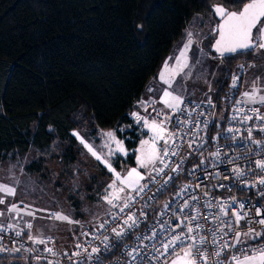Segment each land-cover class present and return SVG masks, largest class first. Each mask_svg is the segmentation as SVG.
Here are the masks:
<instances>
[{
	"label": "snow or ice",
	"instance_id": "6c2138e0",
	"mask_svg": "<svg viewBox=\"0 0 264 264\" xmlns=\"http://www.w3.org/2000/svg\"><path fill=\"white\" fill-rule=\"evenodd\" d=\"M213 10L221 19V23L214 30L219 37L212 45L214 51L219 54L218 57H213L214 59H223L225 54L234 56L237 53L240 55L262 53L264 0H248L239 11H229L222 5H214ZM194 43L197 41L189 32L187 42L179 55L174 58V65L167 63L164 65L159 81L167 87L163 89L160 100L138 101V104L143 105L145 113L151 108L156 116L149 119L148 116H142L138 112L132 113L136 125L151 133L148 139L140 141V147L136 150L138 168H131L121 174L113 167L114 156L128 154L124 141L118 139L114 131L103 133L104 141L99 152L91 143L80 137L79 133H74L88 153L113 174L112 181L104 188V195L101 197L110 206L106 213L109 219L94 223L92 231H80L79 235L85 240L80 242L77 238L75 249L69 254L67 251L60 252L49 246L55 245L54 237L45 236L40 231L33 233L31 221H25L23 227L16 223L15 221L23 219V216H31L35 219L36 213L27 205L21 208L18 204L12 203L7 208V214L12 222L0 223V241L4 239L3 234L8 232L19 238L27 231V242L34 247L26 248L23 243L17 246V241L13 240V246L9 248L0 242V254L11 255L21 252L34 254L32 259L36 264H41V261L45 264H63L64 259H67L69 264H104L105 257L113 249H124L125 255L130 258L128 264H209L210 256L213 257L211 264H264V240L261 239L264 237V229L251 227L252 224L264 226V218L257 220L250 216L252 207L256 209L255 216H262L261 209L264 208V202L252 205L251 201H237L235 197L224 200L204 190L202 196L190 195L188 199H183L189 189L195 191L201 188L199 183L193 185L189 182L175 193V196L183 201L178 210L171 208L173 201L165 203L162 208H153L150 203L156 199L157 193L164 195L169 191L170 182L174 184L183 172L188 156L193 153L201 157L204 155L201 150L207 140L201 132L206 134L210 121L199 119L204 115L200 109L204 103L212 108H215V105L210 96L206 101L199 103L192 99L185 103V80L191 79L195 66L202 64L200 55L202 49L198 47L192 56L189 55ZM250 66L254 67V65ZM239 68L243 70L245 65H240ZM177 77H181V81L173 88ZM259 79L257 77L253 81L249 90L239 93L240 76L234 74L230 77V88L236 90L239 95L232 109L236 115L230 117V123L237 122L246 127L242 131L240 128L229 126L223 133V138L227 141L236 142L240 138L241 146L245 149L243 155H233L227 161L228 164L233 165L229 172L235 182L233 185H228L229 188L235 187L236 184L244 189L256 188L257 185L264 186V158H255L264 154V140L254 139L253 135L254 132L264 134V112L261 111L264 107V84H260ZM155 90L154 87L147 89L150 93ZM205 95L207 96V93ZM229 95H232L231 91ZM158 102L164 106L162 109L154 107ZM236 105L243 106L236 107ZM173 117L175 124L170 127ZM250 123L252 126L248 127ZM244 132L246 136L243 135ZM221 138L222 134L217 132V135L211 139ZM184 145L191 152L182 154L180 149ZM253 145L256 146V151L252 150ZM209 156L212 159L206 161L201 158L189 172V176L194 175L195 169L202 165L216 167L222 158L219 148L209 153ZM173 157L177 159L174 161ZM238 161L246 163H237ZM140 169L145 171L141 172ZM205 173L208 178L214 177L216 180L230 178L228 175L209 173L207 167ZM250 173L254 174L252 180H249ZM149 185H158V187L156 193L145 199L146 193L151 192ZM218 187L224 188L226 185L221 183ZM0 193H3V196H0V204H5V197H14L16 188L0 183ZM257 194L264 197V187H260ZM202 208L204 211H201ZM112 209L116 211L113 212ZM170 210L171 215H169ZM149 212L152 213L155 221L152 225L147 223ZM5 215L6 212L0 211V217ZM48 218L80 225V221H74L62 212H51ZM201 220L212 226L205 228V224L200 223ZM242 221L248 225L247 231L240 230L239 225ZM141 225L146 229L142 234ZM208 233L211 234V238ZM129 240L133 241L134 246H128ZM95 241H99V244L94 243ZM249 241H259V243L254 244ZM40 245L44 247L41 249Z\"/></svg>",
	"mask_w": 264,
	"mask_h": 264
},
{
	"label": "trees",
	"instance_id": "16d2710c",
	"mask_svg": "<svg viewBox=\"0 0 264 264\" xmlns=\"http://www.w3.org/2000/svg\"><path fill=\"white\" fill-rule=\"evenodd\" d=\"M247 1L0 0V162L33 149L45 156L68 140L62 161L74 162L73 132L83 126H127L118 134L130 144L128 133L138 138L132 113L193 16ZM258 60L225 55L212 97L222 96L239 64ZM21 257L0 255V264L35 261Z\"/></svg>",
	"mask_w": 264,
	"mask_h": 264
},
{
	"label": "rangeland",
	"instance_id": "374dc122",
	"mask_svg": "<svg viewBox=\"0 0 264 264\" xmlns=\"http://www.w3.org/2000/svg\"><path fill=\"white\" fill-rule=\"evenodd\" d=\"M218 22L219 18L214 12L206 15L195 14L185 29L183 38L174 46L172 53L159 70L160 75L164 71L166 63L174 65V58L179 55L187 42L188 33L191 32L197 43L193 44L189 55L192 56V53H195L198 47L202 49L200 53L202 64L196 65L192 71L191 79L185 80V98L208 99L209 96H213L215 89L218 88L224 78L226 73L224 58L214 59L213 57L218 56L213 54L210 49V44L216 36L214 30L218 26ZM256 56L261 60L249 62L247 64L249 68L247 65L245 66V80L250 69H260L262 67L264 70V50ZM192 59L194 63L195 57L193 56ZM240 65L245 64H239L237 68ZM250 65H254V67ZM159 75L149 85L158 90L156 93L160 92L159 89L166 88L165 84L159 81ZM180 81L181 77H177L173 88ZM209 87H211V91H209ZM205 93H207V96ZM163 107L161 105L159 108H155L162 109ZM165 111L167 110L165 109ZM145 116L152 119L156 116V113L151 110ZM126 127L118 126L115 129L108 130L114 131L116 137L124 141V146L128 152L127 156L117 155L112 158L113 167L121 174L126 173L131 168H138L136 161L138 152L136 150L140 147V141L148 139L151 135L150 132H145V129L138 125L136 130L138 138H131L130 133H128L126 139L131 140V143L128 144L125 138L120 137L118 134L128 130ZM93 130L94 127L84 128L83 126L75 130L73 135L79 133L80 137L91 143L99 152L104 141L103 133L107 131L99 130L92 133ZM75 137L77 138L76 135ZM69 145V140L58 141L52 148L51 153L45 156L40 155L38 151L33 149L24 155H17L14 158L0 162V183L16 188V195L5 197L6 203L0 204V211L6 212L4 217H0V223L12 222L7 214V208L12 203L18 204L21 208L27 205L36 213V218L23 216V219L15 222L23 227L25 221H31L33 223V233L40 231L45 236L54 237L55 248L60 250L71 249L75 246L77 238L81 240L79 235L80 231H83L81 225L95 223L107 217L106 213L109 211L110 206L101 197L104 195V188L113 179V174L88 153L78 138L77 143L73 145L76 160L74 162H63L64 152ZM34 163L38 168L29 169L30 165ZM140 171L144 172L145 170L140 169ZM0 196H3V193H0ZM37 209L40 211H37ZM51 212H62L72 220L80 221V225L53 221L48 218ZM33 264H36V261ZM41 264L43 263L41 262Z\"/></svg>",
	"mask_w": 264,
	"mask_h": 264
},
{
	"label": "built area",
	"instance_id": "2783aa9c",
	"mask_svg": "<svg viewBox=\"0 0 264 264\" xmlns=\"http://www.w3.org/2000/svg\"><path fill=\"white\" fill-rule=\"evenodd\" d=\"M245 69H240L237 68L233 73L229 75V79L232 75H239L240 76V81L238 84V92L241 88V83H242V76L244 75ZM231 85V80L229 81V86L225 89L224 93L220 98H215L212 97L213 104L215 105V108H212L209 106L207 103H204L201 105V111L204 112L203 116H200L199 119L201 121H210L209 126L206 130V134L204 132H201V135L205 136V139L207 140V143L204 144V147L201 151H203V157H201L197 153H193L192 155L188 156L186 159V162L183 166L184 170L178 177V179L175 181L174 184H171L170 182V189L167 191L164 195H160L157 193L156 199L153 201H150L152 204L153 208L160 207L165 203H168L169 201H173L171 208H176L177 210L179 209V205L183 202L180 197L175 196V193L179 190L181 186L184 184H187L191 182L193 185L199 183L201 185L200 189H195L193 191L192 189H189V192L184 196L183 199H188L190 195H197V196H202L204 191H210L212 193V196L216 198H222L224 200H228L230 197H235L237 201H243V202H248L251 201L252 205H259L260 203L263 202L264 197L258 196V189L260 187L264 186H259L257 185L256 188H251V189H244L241 188L238 184H236L235 187H227L228 185H233L235 182L231 179V174L229 172V169L233 166L227 163L229 157L233 155H243L245 152V149L241 146L240 143V138L237 139L236 142H231L227 141L225 138H223V133L226 127L232 126V127H237L240 128L242 131L246 127L243 124L237 123V122H231L230 123V117L233 115H236L235 112L232 111L234 102L236 99H238V93L236 90H231L230 88ZM230 91L232 92V95H229ZM195 100L197 103L201 101H206L207 99H192ZM189 101L188 98H185V103L187 104ZM243 105H236V107H242ZM258 106V105H257ZM250 107V106H249ZM261 111L264 112V107L261 108ZM214 113V115H212ZM175 124V117H173L172 125L170 127L174 126ZM248 127L252 126V123L247 125ZM217 132L222 134V138L219 140H213L211 139L212 137L217 135ZM244 136H246V132L243 133ZM254 139H262L264 140V134H261L259 132H254ZM163 143V142H161ZM220 149L221 151V160L219 161L218 165L216 167H211L207 165H202L200 167H197L195 169V174L192 176H189V172L193 169L195 165H197L200 161L201 158L205 159L206 161L211 160L212 157L209 156V153L216 151L217 149ZM252 150L256 151V146H252ZM182 154H187L191 152L190 149L187 148L186 145L182 146L180 149ZM227 153V155H225ZM255 158H264V154L257 155ZM174 161L177 159L176 157L172 158ZM237 163H246L244 161H238ZM205 167H207V172L209 173H219L221 176L228 175L230 178L227 180L221 179V180H216L214 177L208 178L205 173ZM254 177L253 173L249 174V180H252ZM223 183L226 185L224 188L218 187L219 184ZM213 185H217L216 187H213ZM151 188V192H147L145 195V199H147L148 196H151L153 193H156V188L157 186L149 185ZM139 203H143V201H139ZM248 205L246 204V207ZM139 207V204L137 205V208ZM135 210V209H134ZM113 212L116 211V209H112ZM187 211V210H186ZM201 211H204L202 208ZM255 207L251 208L250 216L254 217L255 219H260L264 218V208L261 209L262 216H255ZM169 215H171V210L169 212ZM231 215V213H230ZM105 219H109V216L106 218H103L98 222H102ZM154 220L152 217V213L149 212V219H148V224L152 225L154 224ZM175 223V221H173ZM200 223L205 224V228L211 227L212 225L206 224L203 220L200 221ZM94 223L87 224L83 226V231H92ZM251 227L257 228V229H264V226H260L258 224H252ZM239 228L241 231H247L248 225L245 222H241L239 225ZM158 230V229H157ZM146 231L144 225H141L140 232L141 234ZM179 231V230H178ZM4 235V239L2 242L4 245L8 246L9 248L13 246V240L17 241V246L19 243H23L24 246L27 247H34L30 242H27V231L25 232V235L22 237H15L13 233L8 232ZM163 235V234H161ZM209 238H211V234L208 233ZM90 238V237H89ZM262 240H264V237H261ZM85 240L84 237H81L80 242H83ZM94 243L99 244V241H95ZM249 243H254L258 244L259 241H249ZM51 247L55 248V245H49ZM128 246L132 247L134 246V243L132 240L128 241ZM41 249L44 247L43 245L39 246ZM56 249V248H55ZM75 249V246L72 247L71 249H66V250H60L56 249L57 251L63 252L67 251L69 254ZM0 255H8V256H33L34 254L30 253H15V254H8V253H3ZM129 257L125 255V250L124 249H113L112 252L105 257L104 259V264H128ZM213 257H209V264H211ZM63 263L69 264V261L67 259L63 260Z\"/></svg>",
	"mask_w": 264,
	"mask_h": 264
},
{
	"label": "crops",
	"instance_id": "0c3cea01",
	"mask_svg": "<svg viewBox=\"0 0 264 264\" xmlns=\"http://www.w3.org/2000/svg\"><path fill=\"white\" fill-rule=\"evenodd\" d=\"M249 66V65H248ZM247 66V67H248ZM246 67V68H247ZM249 68V67H248ZM248 68H247V70H248ZM246 70V69H245ZM245 73H246V71L244 72V75L242 76V83H241V88H240V93H243L244 91H246V90H249L250 89V87H251V85H252V83H253V81L257 78V77H259L260 79H259V83L260 84H264V79H263V75H264V70H263V68L261 67L260 69H250V72L248 73V76H247V79L245 80ZM162 83V82H161ZM163 84V83H162ZM165 87H167L166 85H165ZM164 89V88H163ZM163 89H159V93H156V91H158L157 89L155 90V91H153V92H147L141 99H140V101L141 100H144V101H148V100H156V101H159L160 100V98L162 97V93H163ZM162 104L161 103H156L155 105H154V107H157V108H159L160 106H161ZM137 106H138V108H137V111H135V112H138V113H140V115H142V116H145V115H147V113H145L144 111H143V105H141V104H138L137 103ZM152 109L151 108H149V111H151ZM145 132L147 131L146 129L144 130Z\"/></svg>",
	"mask_w": 264,
	"mask_h": 264
},
{
	"label": "water",
	"instance_id": "95a60500",
	"mask_svg": "<svg viewBox=\"0 0 264 264\" xmlns=\"http://www.w3.org/2000/svg\"><path fill=\"white\" fill-rule=\"evenodd\" d=\"M247 2H248V1H247ZM247 2H246V3H247ZM242 7H243V6H242ZM242 7H241L239 10H241ZM239 10H229V11H239ZM218 18H219V22H218V24H219V23H221V19H220L219 16H218ZM218 38H219V37H218V35L216 34L214 40H213L212 43H211V47H210L211 51H212L213 53H215L217 56H219V54L216 53V52L214 51V49L212 48V45L215 43V40L218 39ZM225 55H228V54H225Z\"/></svg>",
	"mask_w": 264,
	"mask_h": 264
}]
</instances>
